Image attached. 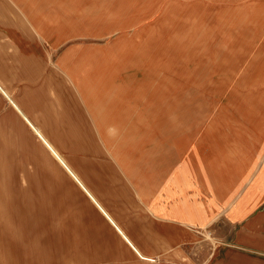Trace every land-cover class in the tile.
I'll use <instances>...</instances> for the list:
<instances>
[{"label":"rangeland","instance_id":"374dc122","mask_svg":"<svg viewBox=\"0 0 264 264\" xmlns=\"http://www.w3.org/2000/svg\"><path fill=\"white\" fill-rule=\"evenodd\" d=\"M57 1L64 4L67 13L86 9L93 12L96 9L94 13L99 14L102 13L99 9L105 7L106 28L102 25L95 27L91 38H73L72 35L68 41L59 40L56 46L42 38V32L36 31L33 34L39 35L36 39L45 47L40 60L37 59L44 76L32 81L20 78L15 80L11 77V67L17 69L21 61L26 59L16 54L18 48L12 42L11 34L19 32L11 29L17 25L33 24L26 13L22 14L20 7L6 0L11 3L10 10L0 14V143L9 142L1 133L5 131L6 135L11 123L16 121L35 141L38 140L32 126L17 111L11 98L22 108L25 101L30 109H35L32 115L37 117L46 116L50 108L60 117L71 106L68 92L63 91L60 98L59 93L56 95L46 87L52 74L65 75L62 63L71 48L76 52L85 48L95 50L100 61L109 56V52L103 48L109 45L114 49V45H121L129 60H115L123 67L127 66L126 69H119L117 74L123 75L122 80L125 77L130 81L129 102L126 103L131 104L137 98L135 103L145 117L150 119L149 115L154 116L158 112L156 116L160 121L165 118L171 121L166 134L178 155L175 159L183 157L187 161L186 183L184 185L179 181L178 173H181L182 168L177 162L172 175L175 183H171L169 188L164 187L162 182L156 188L143 187L131 174L121 169V161H116L114 155L108 152L96 126L92 124L93 133L97 136L95 144L104 153L91 157L95 163L94 182H87L77 176L104 211L131 238V242L137 244L138 238L150 251L151 226L167 225L175 220L174 217L178 219L185 215L191 208L190 202L195 203L198 211L203 210V219H200L199 214H189L191 220H201H197V224L192 223V228L201 233L199 236L203 241L201 244H193L191 262L198 264L209 258L222 241L223 232L219 228L225 220H218V216L231 212L230 205H225L218 215L217 210L212 209L217 199H226L230 192V175L225 170L230 171L231 165L241 163L240 158H244L242 153L264 151V139L260 136L264 135V0ZM42 18L45 26L56 24L47 15ZM67 18L75 22V17ZM96 18L100 24L104 23L102 17ZM111 57L115 56L111 54ZM76 59L75 55L72 61ZM84 69L87 71L80 70L79 75H92L90 65ZM113 72L116 71L113 69ZM74 94L80 98L79 92ZM73 110L79 111L81 119L90 123L91 117L84 101L80 100ZM69 117L73 122L77 116L69 113ZM29 118L38 127L39 122L31 115ZM46 129H50V126ZM57 158L64 167L69 168L60 155ZM28 168L31 169V166L24 164L22 154L13 150L12 144L11 152L0 150V175L10 183L12 181L15 187L29 186L24 174ZM73 180L131 253L113 257L112 250L105 245L111 241L108 235L104 236V241H93L90 238L88 247L81 245L80 241L81 251L77 254L80 257L87 254L88 260L74 261V264H154L157 259L141 258L119 235L102 208L93 202L77 180ZM97 191L101 192L103 198L98 196ZM10 204L12 207L6 208V218L0 219V226L3 224L5 228L4 235L0 236V251L3 252L0 253V264H22L33 259V256H26L25 245L35 242L38 237L30 234L29 226L34 225L26 222L28 218L23 219L30 208L24 209L12 202ZM55 211L61 215L58 209ZM11 213L22 215L16 221L21 228L20 236L12 234ZM22 219L27 225L22 223ZM53 223L57 225L59 220ZM23 226L27 229L26 234L23 233ZM143 227H149L148 231L143 232Z\"/></svg>","mask_w":264,"mask_h":264},{"label":"crops","instance_id":"0c3cea01","mask_svg":"<svg viewBox=\"0 0 264 264\" xmlns=\"http://www.w3.org/2000/svg\"><path fill=\"white\" fill-rule=\"evenodd\" d=\"M10 1L20 7L22 14L26 13L28 20L33 24L17 25L15 29H11L13 32H19L11 34V40L18 48L16 54L26 59L21 61L17 69L11 67L13 72L11 77L15 80L20 78L32 81L44 76L43 68L38 62L44 44L36 39L39 38L38 34H33L36 31L42 32L41 37L56 46L59 40L68 41L72 35L73 38H91L93 37L91 32L97 26L102 25L106 28L105 7L99 9L102 10L99 14L94 13L96 9L93 12L86 9L67 13L64 4L58 3L57 0ZM11 3L0 0V14L8 12ZM65 13L67 16L75 17V22L68 19ZM44 15L49 16L56 24L52 27L45 26L42 18ZM97 16L102 17L103 24H100ZM85 49L76 52L71 48L62 63L65 75L52 74L53 77L48 78L49 83L46 85L48 90H52L56 95L59 93L60 98L63 91L69 94L71 106L64 114L59 117L58 114H54V109L50 108L46 116L37 117L32 115L35 109H30L25 101L22 108L11 98L17 111L32 126L38 140L35 141L18 121L11 123L6 135L5 131L1 133L9 142L0 143V150L11 152L12 144V149L22 154L24 164L31 166V169H26L24 173L29 186L15 187L11 179L10 183L7 178L0 175V192L3 191L4 200L7 202L21 205L23 208L28 207L30 210L27 213H33L32 218L26 222L34 225L30 233L38 237L42 264L54 260L62 264L87 261L89 258L87 254H82L81 257L77 255L81 251L80 241L81 245L88 247L90 238L98 241L103 240L106 235L111 238V241L105 244L112 250L111 256L131 255L122 240L91 206L73 180H77L93 202L102 208L81 181L82 179L94 182L95 163L91 157L104 153L95 144L97 136L93 133L91 124L96 126L108 152L114 155L116 161H121V169L131 174L143 187L156 188L162 182L164 187L169 188L171 183H175L172 175L177 162L182 168L181 173H178L179 181L184 185L186 183L187 161L183 157L175 159L178 155L173 142L168 140L166 134L171 121L167 118L160 121L156 116L158 112L153 116V109L152 115L148 114L150 119L145 117L139 105L135 103L137 98L130 102L131 104L126 103L129 102L130 81L125 77L122 80L123 75L117 74L119 69H126L127 66L123 67L115 60V58L129 60L126 50L118 44L114 45V49L113 46L107 45L103 50H107L109 56L99 61L95 50ZM111 54L115 57H111ZM71 55L72 58L77 56L74 62ZM87 65L91 66L92 75H79L80 70L87 71L84 69ZM114 65L120 67L115 68ZM113 69L116 72H113ZM75 92L80 93V98L74 94ZM80 100L87 106L91 117L90 123L81 119L79 111H71ZM69 113L77 116L73 122L70 121ZM29 115L39 122L37 124L39 128L29 121ZM61 121L67 122V126L60 123ZM47 126H50V129H46ZM260 136L264 139V135ZM55 152L65 160L69 168L60 163ZM241 155L244 157L240 158L241 163L231 165L230 171L225 170L226 174L230 175V190L227 189L230 191L229 194L226 199H217V204L212 208L214 211L217 210L218 215L225 205L231 206V212L218 216V220H225L219 228L223 232L221 244L209 258L198 264H264V151L251 150ZM221 182L223 183V179ZM179 184L181 183H177ZM97 193L103 198L101 192ZM189 204L191 208L185 215L177 217L178 219L174 217L175 220L168 222L167 225L151 226V251L138 238L137 244L134 245L119 224L103 208L102 210L119 235L141 258L157 259L154 264H192L193 244H201L203 240L199 236L201 233L192 228V223L197 224L198 219L191 220L189 212L193 215L199 214L201 220L204 213L203 210L198 211L195 203ZM55 209H58L61 215ZM55 220H59L57 225L53 223ZM148 229L149 227H143L142 231ZM136 230L139 231L137 228ZM43 256L52 258L44 259Z\"/></svg>","mask_w":264,"mask_h":264},{"label":"bare ground","instance_id":"6f19581e","mask_svg":"<svg viewBox=\"0 0 264 264\" xmlns=\"http://www.w3.org/2000/svg\"><path fill=\"white\" fill-rule=\"evenodd\" d=\"M55 155H56V157L58 156L57 153H55ZM2 192H0V219L6 218V216L8 214L7 211H6V208L11 209V207H12L11 204L9 202H7L6 200H5L6 201V204L3 205L4 197H3ZM19 215H21V214H12L11 213V230H12V234L13 235L16 234V235H19L20 236L21 228H20V226H17V223H16L17 218H18ZM32 216L33 215H30V213L28 214L27 212H25V214L23 215V219H27V218L30 219V218H32ZM23 219H22V221H23ZM22 223H24V221ZM24 224L27 225V223H24ZM0 225H1V221H0ZM29 229L30 230H33L34 227H30L29 226ZM4 231H5V228H4L3 224H2V227L0 226V236H3L4 235ZM26 232H27V229H26L25 226H23V233L26 234ZM7 234H8V236L11 235V233L10 234L7 233ZM30 234H32V233H30ZM25 248H26L25 249L26 256H33V259L31 261H29V260L28 261H24L22 264H42L41 261H40V251L41 250H39L40 247H39V241L38 240H36L35 242H28L25 245ZM8 251H10V250H8ZM0 253H3V252L0 251ZM37 257H38V259H37ZM54 261H51V263H53ZM12 263L14 264V262H12Z\"/></svg>","mask_w":264,"mask_h":264}]
</instances>
